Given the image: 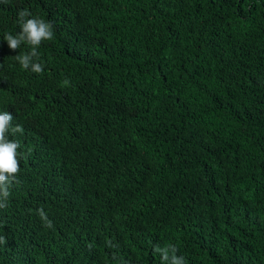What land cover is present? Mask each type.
I'll return each instance as SVG.
<instances>
[{
	"label": "trees",
	"instance_id": "16d2710c",
	"mask_svg": "<svg viewBox=\"0 0 264 264\" xmlns=\"http://www.w3.org/2000/svg\"><path fill=\"white\" fill-rule=\"evenodd\" d=\"M24 9L53 26L42 74L4 40ZM4 111L0 264H264V0H6Z\"/></svg>",
	"mask_w": 264,
	"mask_h": 264
},
{
	"label": "clouds",
	"instance_id": "9594fccd",
	"mask_svg": "<svg viewBox=\"0 0 264 264\" xmlns=\"http://www.w3.org/2000/svg\"><path fill=\"white\" fill-rule=\"evenodd\" d=\"M0 3H6V0H0ZM30 11L24 9L19 11V23L21 31L15 36L6 34L4 40L12 51L20 48L22 43L31 46V52L24 55H16V60L24 70H31L34 73L42 74L44 72L43 65L39 62H34L39 59L37 48L43 41L54 39L53 26L50 22L43 19L31 17ZM66 80L64 84H68ZM13 115L7 111L0 112V208L7 207L6 201L9 193V188L16 181L21 169L19 159L22 155L18 149L20 145L16 141L8 139V133L23 134V127L17 125L12 126ZM39 216L45 228L51 229L54 227L53 222L48 218V215L43 209L39 210ZM0 243H6L5 237L0 236ZM109 247H115L111 241L108 242ZM154 253H159L164 264H186L183 256H178V249L175 245L166 247L156 246ZM113 259H116V253H113Z\"/></svg>",
	"mask_w": 264,
	"mask_h": 264
}]
</instances>
